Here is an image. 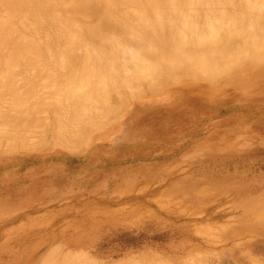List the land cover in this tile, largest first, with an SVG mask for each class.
<instances>
[{"label":"rangeland","instance_id":"374dc122","mask_svg":"<svg viewBox=\"0 0 264 264\" xmlns=\"http://www.w3.org/2000/svg\"><path fill=\"white\" fill-rule=\"evenodd\" d=\"M42 27L48 45L56 31ZM10 42L5 54L24 45ZM3 51L19 71L0 77L3 110L37 102L32 62ZM206 76L148 92L106 126L98 117L68 139L79 152L44 147L39 128L22 139L37 150L0 139V264H264V82Z\"/></svg>","mask_w":264,"mask_h":264},{"label":"bare ground","instance_id":"6f19581e","mask_svg":"<svg viewBox=\"0 0 264 264\" xmlns=\"http://www.w3.org/2000/svg\"><path fill=\"white\" fill-rule=\"evenodd\" d=\"M0 7L6 10L0 17V50L10 41L13 49L24 44L15 54L7 52L8 60L32 62V69L22 66L36 72L46 92L34 103L12 100L17 109L3 110L9 99H0V139L8 152L40 149L22 141L36 128L43 130L44 147L79 152L83 148L68 139H77L98 117L106 126L132 100L187 77L207 75L214 86L264 82V0H0ZM221 14H231L230 20ZM45 23L56 31L54 43L47 39L52 48L57 42L56 49L35 36L37 28L50 27ZM1 58L0 65H7ZM1 66V80L18 71ZM190 84L187 90L199 89ZM7 86L3 95L10 98L14 87Z\"/></svg>","mask_w":264,"mask_h":264}]
</instances>
